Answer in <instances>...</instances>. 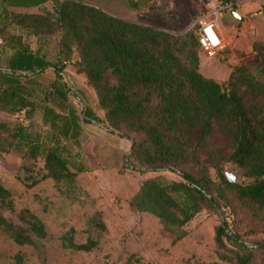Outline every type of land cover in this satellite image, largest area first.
Segmentation results:
<instances>
[{"label": "trees", "instance_id": "obj_1", "mask_svg": "<svg viewBox=\"0 0 264 264\" xmlns=\"http://www.w3.org/2000/svg\"><path fill=\"white\" fill-rule=\"evenodd\" d=\"M48 1L53 14L7 11ZM1 4L0 38L12 54L0 72V113L24 114L28 125L0 120V155H21L18 179L25 186L24 193L14 194L0 182V264H80L87 258L115 264L102 256V245L108 242L104 217L88 209L94 203L83 197L86 193L78 183L85 170L68 154V144L79 145L83 121L104 125L120 137L136 136L120 171L141 178L128 208L156 220L174 236V243L186 240V228L199 212L217 206L214 193L225 202L229 194L241 209L264 211V44L253 45L260 58L255 72L234 66L220 84L198 72L200 46L198 35L191 32L175 36L75 0ZM10 26L19 28V34L6 35ZM56 31L61 33L60 67L48 63L39 50L32 51L27 42ZM62 64L93 90L102 120L68 104L62 88L37 91L31 78L48 67L64 87ZM52 95L66 104V113L49 106ZM38 110L47 127L43 133L30 128ZM226 164L234 167L236 182L225 177ZM164 170L178 173L182 181L170 180ZM214 236L217 251L212 260L194 256L183 264H252L254 250L240 243L226 225L217 227ZM47 246L59 253L56 259H47ZM120 259L121 264H151L138 253L122 252Z\"/></svg>", "mask_w": 264, "mask_h": 264}, {"label": "rangeland", "instance_id": "obj_2", "mask_svg": "<svg viewBox=\"0 0 264 264\" xmlns=\"http://www.w3.org/2000/svg\"><path fill=\"white\" fill-rule=\"evenodd\" d=\"M63 1V0H59ZM82 4L95 7L109 16L132 22L143 26L166 31L172 35H183L191 32L195 37L198 28L196 19L208 11L207 4L211 0H75ZM236 1V0H232ZM240 1V0H239ZM241 2V1H240ZM243 18L240 22H232L227 14L220 21V28L224 37L222 51L214 57H209L198 49V72L206 78L224 83L234 66H243L255 72L260 62L258 53L253 49L254 44H264V5L260 0H244ZM239 3L234 10L238 9ZM3 8L0 0V24L2 23ZM8 12L22 14H44L53 11L51 1L35 8H8ZM261 11V15L255 16ZM7 34H19V28L10 26ZM60 31L51 35L29 37L27 42L32 51L39 50L40 54L51 65L60 67L59 40ZM12 51L9 50L4 38H0V72H4ZM61 73V87L52 67H48L31 79L38 92L50 91L54 88H62L67 95V103L73 105L79 112L82 109L90 110L97 118L103 119L102 111L97 106L96 95L88 87L80 75L72 72L69 65H64ZM49 106L56 112L66 113V104L55 95L50 96ZM24 114L7 116L0 113V120L8 122L22 121ZM81 136L79 145L68 144L69 158L76 165L83 167L85 172L78 177V183L83 197L93 201L90 210L101 211L107 231L105 239L108 241L102 245V256H107L115 264H121L120 255L124 253H138L151 264H183L186 260L196 256L198 259L210 261L217 244L214 240V230L222 225L227 226V231L234 234L240 243L254 250L252 264H264V211H248L237 206L232 197L227 194L228 202L214 193L216 207H205L189 223L186 228L187 238L184 242L174 243V236L162 229L157 221L145 215H139L128 208V199L137 190L141 182L136 174L124 173L120 175L121 168L130 153L131 141L136 139L133 134L120 137L110 133L104 125L93 122H81ZM34 132L43 133L47 127L41 124V112L34 114L33 124L30 126ZM22 163V157L17 152L0 155V182L6 185L14 194L25 192L23 182L18 179V170ZM41 167V163L38 164ZM164 176L172 181H182L176 172L164 170ZM224 175L230 181L236 182L234 167L224 165ZM20 176V174H19ZM213 182L217 177L210 170ZM27 194V193H26ZM25 194V196H26ZM28 196V200H29ZM67 204L61 199L58 200ZM19 209L23 207L19 201ZM34 209H40L35 206ZM4 216L19 224L17 218L7 211ZM237 244V243H236ZM229 248L237 250V245H229ZM46 247L47 259H56L58 252ZM224 253V251H220ZM101 255V253H100ZM64 259V257H63ZM99 260L87 258L80 264H97ZM38 264V262L36 263Z\"/></svg>", "mask_w": 264, "mask_h": 264}, {"label": "built area", "instance_id": "obj_3", "mask_svg": "<svg viewBox=\"0 0 264 264\" xmlns=\"http://www.w3.org/2000/svg\"><path fill=\"white\" fill-rule=\"evenodd\" d=\"M264 5V0H260ZM240 1L223 2L221 0H211L207 4L208 11L201 14L195 21L198 28V43L200 49L209 57L217 56L224 47V37L220 28V21L224 14L235 11V5ZM262 12H256L254 15H261Z\"/></svg>", "mask_w": 264, "mask_h": 264}, {"label": "water", "instance_id": "obj_4", "mask_svg": "<svg viewBox=\"0 0 264 264\" xmlns=\"http://www.w3.org/2000/svg\"><path fill=\"white\" fill-rule=\"evenodd\" d=\"M227 16L232 22H240L242 20V17L238 15L235 11L228 12Z\"/></svg>", "mask_w": 264, "mask_h": 264}, {"label": "crops", "instance_id": "obj_5", "mask_svg": "<svg viewBox=\"0 0 264 264\" xmlns=\"http://www.w3.org/2000/svg\"><path fill=\"white\" fill-rule=\"evenodd\" d=\"M240 1H241L240 3H242V4H240V5L238 6V9H235V12L243 18V8H244V6H245V5H244L245 3H243L244 0H240ZM221 31H222V30H221Z\"/></svg>", "mask_w": 264, "mask_h": 264}]
</instances>
